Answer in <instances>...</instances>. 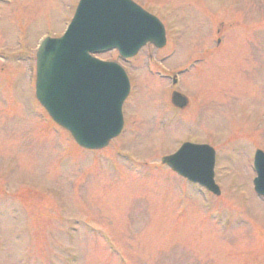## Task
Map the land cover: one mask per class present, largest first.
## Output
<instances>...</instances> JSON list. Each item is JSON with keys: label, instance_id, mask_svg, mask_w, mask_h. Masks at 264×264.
Returning <instances> with one entry per match:
<instances>
[{"label": "rangeland", "instance_id": "1", "mask_svg": "<svg viewBox=\"0 0 264 264\" xmlns=\"http://www.w3.org/2000/svg\"><path fill=\"white\" fill-rule=\"evenodd\" d=\"M80 1L0 0V264H264V199L253 186L264 149V0H135L167 23L168 47L148 45L126 64L128 124L94 153L55 128L29 60ZM182 69L181 110L171 78ZM185 142L217 150L213 210L201 187L162 164Z\"/></svg>", "mask_w": 264, "mask_h": 264}, {"label": "water", "instance_id": "2", "mask_svg": "<svg viewBox=\"0 0 264 264\" xmlns=\"http://www.w3.org/2000/svg\"><path fill=\"white\" fill-rule=\"evenodd\" d=\"M147 42L165 43L163 27L128 0H82L62 39L46 41L38 55L37 96L51 116L88 149L106 147L122 128L120 109L129 91L115 64L90 57L118 47L132 56ZM175 103L186 100L175 95ZM164 163L219 194L214 184L215 151L186 144ZM256 191L264 196V155L256 162Z\"/></svg>", "mask_w": 264, "mask_h": 264}]
</instances>
